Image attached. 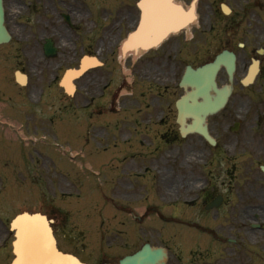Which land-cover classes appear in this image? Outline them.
Listing matches in <instances>:
<instances>
[{
  "label": "flooded vegetation",
  "instance_id": "1",
  "mask_svg": "<svg viewBox=\"0 0 264 264\" xmlns=\"http://www.w3.org/2000/svg\"><path fill=\"white\" fill-rule=\"evenodd\" d=\"M137 1L134 0V4L130 3L132 8L129 9L127 20L132 29L128 33L135 30V24L141 13ZM13 2L17 3L16 0ZM39 3V0H36L30 5H8V7L4 5L6 26L11 40L0 44V126L3 124L1 118L7 117L10 113H21L18 108H22L23 100L33 104H38L42 100L44 103H51L55 113L50 116L48 122L50 121L52 125L56 119L61 122L60 118L75 107L79 108V117L84 126H88V122L90 125V120L94 118L95 123H102L101 119L104 117L121 115V119L117 121L127 123L128 137L132 138L135 132H140L143 136L142 140L135 141V145H129L113 155V160L117 162L116 178L129 181L126 184L129 192L122 196L127 197L125 204L128 205V210H122L120 213L130 216L140 224L98 227V231L95 232L96 241L90 243L86 241L85 227L77 223L72 224L66 210L55 206L48 198L35 200L39 202V206H33L32 209L26 208L20 212L0 211V216L3 214L5 218L0 220V264H11L15 257L12 245L14 234L10 229V222L24 211L45 215L50 221L48 222L58 249L76 257L79 264H122L124 261H128L125 264H150L152 261L159 264L163 259L150 258V254L158 250L167 252L168 258L165 259V264H182V258L171 256L172 252L168 246L153 240L151 227L145 226L144 223L150 214L162 218L161 209L152 205L145 206L144 202L164 200L167 187L171 190L176 188L175 186L183 181L182 171L187 168L191 170L187 181L190 184L185 191L193 193L189 203L192 207H197L198 214L202 217H209L212 213L219 216L226 211L227 196L214 184L212 174L215 165L214 153H221L222 148L218 138L214 136L217 145L211 146L197 134L183 137L178 123L177 102L184 94L180 81L185 69L188 65L196 68L208 62V60L198 64L193 62L198 54L196 48L198 41L179 34L170 36L152 49L141 48L138 53L134 50V46L123 61L126 72L122 71L125 73L122 74L111 68V62H107L108 59H113L114 48L108 45L105 47L103 41H96L89 46L84 38L85 34L81 35L83 37L81 39L79 34L83 19L79 13L71 8L68 12L66 9L69 6L62 5L65 7L64 12L58 14L57 9L50 7V0L47 5ZM227 5H231V2ZM242 5H264V0H242ZM246 14L245 6L242 9V55L234 51L232 42L236 40V34H227L225 49L234 52L237 56L236 72L241 68L247 70L254 63V59L260 61L262 71L264 45H256V34L252 37L247 35L243 27ZM221 15L229 19L228 26L231 27V18L235 17L234 9L231 7L229 16L222 13ZM44 16L48 19L50 16L59 17L61 23L49 36L41 34L44 32L42 27L38 36L29 35L31 40L24 34L18 33V30L25 25L23 19L30 24V21L38 22ZM74 34L78 35L79 39H75ZM56 36L59 38H55ZM48 39L52 40L56 47L53 57L46 56L45 46ZM192 48L195 49L193 53ZM261 49L263 55H259ZM87 54H96L103 63V66L98 68H104V71L98 74L87 72L80 77L77 80L80 81L79 85L76 82L75 94L70 96L58 82L57 86L48 82L47 77L50 72L53 73L52 82L56 83L58 77L55 76H59V73L79 69L82 58ZM37 72L42 76L36 79L34 73ZM18 73L26 75L25 85L18 82ZM239 85L242 88L241 80L234 82L233 95L237 93ZM26 108L31 111L30 107ZM37 117V114H29L25 119L35 120ZM234 117L239 118L236 115ZM214 119L215 117L208 119L211 132ZM191 122V120L187 121L188 124ZM64 124L65 121L59 125V128ZM263 125L264 112L262 116L257 117L255 127L261 129ZM234 127L239 131L241 123L235 124ZM234 127L227 125L224 128L233 133L236 132ZM200 156L203 160L199 159ZM159 162L162 164L159 165ZM170 162L176 165L178 173H174V167ZM262 178L256 180L259 188L249 193L251 198L259 202H264V175ZM246 198L247 196L242 194V203ZM16 201L20 200H12V202ZM134 202H143L142 216L137 215L129 206L134 205ZM213 203H217V208H211ZM241 212L237 216V222L234 221L236 226L228 228L221 226L219 230L205 226L203 232L209 233L213 242H208L206 237L201 242H193L191 248L189 247L192 257L187 264H264V204L260 203L256 209L245 206ZM249 218H252V222L248 220ZM213 244L217 246L216 249Z\"/></svg>",
  "mask_w": 264,
  "mask_h": 264
},
{
  "label": "rangeland",
  "instance_id": "2",
  "mask_svg": "<svg viewBox=\"0 0 264 264\" xmlns=\"http://www.w3.org/2000/svg\"><path fill=\"white\" fill-rule=\"evenodd\" d=\"M13 1L15 0H4V5H29L36 0H16L17 3ZM48 1L39 0V4L47 5ZM63 1L65 4L60 0H50V7L57 9L60 14L65 8L62 5H67L68 12L71 8L79 13L83 19L79 35H86L84 38L89 46L96 41H103L105 47L108 45L114 48L115 50H112L117 54L113 53V59L110 58L107 62L112 63V69L125 74L122 72H126L124 62L119 59V45L132 29L127 14L130 7L132 8L130 3L134 4V0ZM180 1L185 3V0ZM189 2L192 0L186 1ZM230 2L229 6L235 11V17L231 18V27L228 26L229 19L223 17L219 11V3ZM245 6L247 14L243 27L249 37L256 34L257 46L264 45V5H242V0H201L198 27L194 28L192 34H185L198 41V54L194 61L192 60L195 64L211 60L225 49V38L229 33L237 35L232 44L234 51L242 55V48L238 47V44H242V9ZM22 22L25 25L18 33L24 34L30 40V34H40V27L44 29L41 34L49 36L61 25L59 17L56 16H50L49 19L44 16L38 22L30 21V24L25 19ZM57 37L59 38H55ZM75 39H79L78 35H75ZM194 48L192 53L195 52ZM65 71L55 77L62 78ZM102 71L104 68L93 69L89 73L98 74ZM246 72V69L241 68L236 72L235 80L243 79ZM51 74L53 73L50 72L47 77L48 82L57 86L58 81L53 83ZM40 76L42 75L39 72L34 73L36 79ZM226 79L225 72L221 71L219 84L222 85ZM79 82L77 81L78 85ZM77 98L76 96L75 99ZM26 107H30L31 111ZM18 109L21 113H10L1 118L3 124L0 126V211L20 212L26 208L32 209L33 206H39L36 201L48 198L55 206L69 213L72 224L77 223L85 227L86 241L90 243L96 241L95 232L99 228L140 224L130 216L120 213L122 210H128V205L125 204L127 197L122 196L129 192L126 187L129 181L116 178L117 162L113 160L116 151L135 145V141L143 139L140 132H135L132 138L128 137L127 123L117 121L121 119L118 113V116L104 117L101 119L102 123H95L92 119V125L84 126L79 117V108L75 107L60 118L61 122L56 119L52 125L48 122L50 116L55 113L51 103H44L42 100L33 104L23 100L22 108ZM263 112L264 68L254 85L242 88L241 85L238 86L237 93L232 97L226 111L215 117L211 127L212 135L218 138L222 147L221 153H214L215 165L212 174L214 184L227 196L224 213L219 216L212 213L209 217H202L198 214L197 207L191 206L189 201L193 193L185 191L190 184L187 181L191 170L187 168L182 169L183 181L177 184L176 188L171 190L167 187L164 200L144 202L145 206L152 205L161 209L162 218L150 214L144 223L145 226L151 227L153 240L168 246L172 252L171 256L182 258V264L189 263L193 242H201L204 237L208 242H213L209 233L203 232L205 226L215 230H219L221 226H236L234 221L237 222V216L245 206L256 209L260 203L264 204L249 195L250 191L259 188L256 180L262 178L259 166L264 164V125L261 129H257L255 125L257 117L262 116ZM29 114H37L38 117L35 120L25 119ZM235 115L239 118H235ZM109 119L111 122L107 124ZM64 121V126L59 128ZM237 122L241 123V128L236 133L224 128L227 125L232 127ZM104 147L107 150H104ZM199 159L203 160L201 156ZM161 164L159 162V165ZM170 164L174 167V173H178L176 165L173 162ZM199 173L201 174V170ZM242 194L247 196L243 203ZM142 203L134 202V205L129 206L137 215L142 216ZM1 219H5L3 214ZM248 220L252 222V218ZM213 245L216 249L217 246Z\"/></svg>",
  "mask_w": 264,
  "mask_h": 264
},
{
  "label": "water",
  "instance_id": "3",
  "mask_svg": "<svg viewBox=\"0 0 264 264\" xmlns=\"http://www.w3.org/2000/svg\"><path fill=\"white\" fill-rule=\"evenodd\" d=\"M146 1V0H145ZM149 1V0H147ZM151 1V0H150ZM2 0H0V43L5 42L9 39L8 32L4 26V11L2 7ZM142 8L146 6V4H142ZM175 5H170L171 9ZM195 9V5L191 6L190 12H193ZM177 10H181L180 6L177 7ZM182 16V13H179ZM180 18V17H179ZM195 19V14L193 21ZM188 22H179L174 23L171 26L167 27L166 31H162L158 36V39L163 40L168 35L172 33H178L182 31ZM144 25V17L141 20V23L138 27L136 35H140V31H142V35L144 33L143 29ZM164 30V29H163ZM141 36V35H140ZM160 40V41H161ZM126 41L123 45V50L127 44ZM143 42V47L148 46L149 41H141ZM225 68L230 83H233V77L236 68V57L233 53L228 51H224L220 55H218L213 62L205 64L196 70L188 67L186 73L182 79L181 87L186 91V94L182 97V99L178 102V107L180 110L179 122L182 124V133L185 135L187 132H196L203 136L210 144L215 145V140L210 136L206 124V119L210 115H215L219 113L226 104L232 94V85H224L222 88L218 87L217 84V76L219 71ZM256 76V72L252 69L249 75L243 81L244 85L251 84ZM190 89V91H188ZM201 100V101H200ZM187 117H193V124L188 127V130L184 129V121ZM262 171L264 172V167H262ZM12 227L16 230L17 240L14 243L15 252L21 257L22 246L19 243H22L23 237L18 235V229H26L31 228V230H36L39 234H41L46 241L47 253L50 257H52L57 264H71L69 263L68 257L61 254L56 247V242L53 237L52 231L48 226V223L44 217L39 215L28 216L23 215L18 217L12 224ZM19 242V243H18ZM160 256H164L160 254ZM14 264H19L18 261ZM51 264V263H50ZM74 264V263H73ZM153 264V263H152Z\"/></svg>",
  "mask_w": 264,
  "mask_h": 264
},
{
  "label": "bare ground",
  "instance_id": "4",
  "mask_svg": "<svg viewBox=\"0 0 264 264\" xmlns=\"http://www.w3.org/2000/svg\"><path fill=\"white\" fill-rule=\"evenodd\" d=\"M174 3L176 4H172V5H175L174 7H172V9L170 7L171 5L170 0L169 1L168 0H151L145 3L146 4L145 10L142 9L144 12L142 16V18L144 17V25H143L144 33L143 34H145L146 36L149 37V39L152 40L148 44V46L156 45L161 40V39H158L159 38L158 35L160 33H163L162 31H166L167 27L171 26L174 23H179L180 21L188 22L189 24L186 25L184 32H183L186 34L192 33V28L198 26V22H199L198 12L196 11V15L198 17V20L196 21H193L194 11L187 13V11H190L191 3L186 5L184 3L183 4L180 3L178 0L174 1ZM178 6H180L181 10H177ZM180 12L182 13V16L179 15ZM136 33L138 32L136 31L129 36V40H128L129 42H127L124 50H123V45L125 43L124 41H127V40H124L123 41L124 43H122L123 45L122 44L120 45L122 59L127 58V56L130 53V48L132 47L131 46L132 41L134 42V44L137 43L138 42L137 37L141 35L142 31H140V35L138 36L136 35L134 37ZM91 61L94 63H97L96 60H91ZM87 62L88 61L86 60L85 63H86V66H88L87 68L95 65V64L87 65ZM83 72L84 71H82L81 73H77V72L71 73L65 79L63 85L67 87L68 83L70 84L72 79L77 78ZM70 93H73V90L70 91ZM190 118L191 120H193V117H190ZM97 135L99 137L101 136L99 134ZM18 231H19L18 235L23 237L24 241L22 243L18 242L22 246V252L20 254L22 258H19V256L15 252V247H14L15 263L18 261L19 264H42L43 262L47 261V263L57 264V263H54L55 260L52 257H50L49 254L47 253L46 241H45V238L41 234L36 232V230H31V228L26 229L25 227L22 230L18 229ZM66 257H68L67 259H69V263L71 264H73L74 262H77L75 258H72L69 256H66Z\"/></svg>",
  "mask_w": 264,
  "mask_h": 264
}]
</instances>
